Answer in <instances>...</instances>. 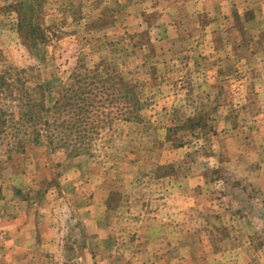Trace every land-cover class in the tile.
I'll return each instance as SVG.
<instances>
[{
	"label": "rangeland",
	"instance_id": "obj_1",
	"mask_svg": "<svg viewBox=\"0 0 264 264\" xmlns=\"http://www.w3.org/2000/svg\"><path fill=\"white\" fill-rule=\"evenodd\" d=\"M0 264H264V0H0Z\"/></svg>",
	"mask_w": 264,
	"mask_h": 264
}]
</instances>
